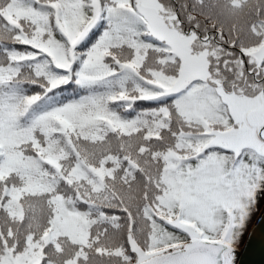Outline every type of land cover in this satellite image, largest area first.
<instances>
[{
  "label": "trees",
  "instance_id": "1",
  "mask_svg": "<svg viewBox=\"0 0 264 264\" xmlns=\"http://www.w3.org/2000/svg\"><path fill=\"white\" fill-rule=\"evenodd\" d=\"M65 1L71 4L73 13L65 16L69 25L63 20L60 28L54 21L52 5L37 0H24L22 10L31 9L36 14L45 16V22H40V26L47 36L43 41H37L42 43V47L37 49L39 53L36 56L41 57L44 63L30 67L32 76L16 77L0 85V128L20 133L19 136L17 133L13 134L10 140L11 143H21L17 147L4 148L5 138H0V154L5 156L4 169L0 170V264H31L36 250L23 245L20 250H16L15 240H10V234L24 237L30 233L38 241L44 229L53 237L67 243L82 244L87 252L97 253L87 254L89 258H96L99 253L98 243H95L97 235L105 239L110 235L117 237L121 241L117 243L112 240L111 248L95 262L130 263L133 257L128 247L130 231L127 233L125 228L118 227L122 223V216L128 224L129 201L133 190L129 191L124 184L120 188L124 192L114 196L117 186L109 181L107 177L110 175L106 173V184L92 173L90 178L94 182L78 179L73 169L78 162L83 164L86 158L83 154L79 155L76 148L90 156L96 155L94 148L99 151L110 150L114 154L118 151L115 148H105V145L108 141L112 143L117 137L115 128L124 135H128L129 130L133 129L138 138L153 143L151 148H145L146 153L152 155L158 153L157 150L154 151V148H158V142L165 143L161 137L168 127L171 128L169 121L174 116L179 127L184 130L178 132L168 146L175 155L163 157L159 170L154 173L156 176L153 186L156 193L140 207L145 226L141 231L138 222L140 232H136L137 235L145 234V241L155 246H179L191 239L187 231L173 223L181 221L192 225L201 238L241 244L256 212L264 203V155L251 149H243L235 154L210 145L215 138L214 131L229 129L234 125L223 96L235 79V76L228 75L230 67L220 66L219 73L223 79L220 88L206 80L196 79L179 92L166 95L165 89L174 84L173 77L167 73L166 68L177 64L179 66V59L167 43L148 34L146 21L137 11L136 0H102L101 19L94 26L95 10L91 0ZM158 1L167 8H176L179 19L187 28L198 34L213 32L214 39H211L225 49L243 51L242 41L248 40V34L237 14L248 0H222L225 7L220 17L225 20L222 22L223 28L219 26L221 32L214 30L208 24L212 21H207L206 18L193 16V19L191 15L195 14L191 13V5L194 0ZM196 1L200 4L204 2ZM256 8V21L249 29L258 37L264 35V3ZM5 27L11 28L8 24ZM240 34H244L243 37H239ZM104 41L110 51H101L100 45ZM34 43L36 42L30 41L27 45ZM117 44H131L135 54L144 51L154 55V66L146 72H139L136 62L129 63L124 56L121 58L108 46L116 48ZM86 49L89 50L83 56ZM93 49L94 53H91ZM229 63L233 64L234 61L229 60ZM4 66L7 64L2 65ZM9 67L6 68L8 71L4 70V76L16 73V66ZM258 73L264 79V61ZM42 81L48 82V85ZM129 86L134 91L128 93ZM55 112H58L56 116H62L59 112L67 113L72 119L68 136L58 142L60 150L68 154L62 159L55 158L61 151H51V147L55 145L52 137L42 143L28 131L32 128L45 132L47 115ZM38 116L43 122L42 127L31 122V119ZM147 116L154 118L150 130L145 127V121L149 119L145 118ZM142 127L143 133L140 130ZM37 144L45 147L40 148L43 150H40L37 157L42 154L47 159L45 166L48 171L51 170L45 176L43 188L34 187L31 190L36 193L32 197L40 199L41 214L36 211L35 201L23 204L20 208L12 202L7 205L4 197V194L8 197L9 189L21 192L22 188L18 186L20 184L15 177L18 174L22 179L25 171L19 164L24 163L27 167L29 163V171L37 170V157L30 152L31 147ZM12 150L22 154L28 162L23 157L18 160ZM7 155L10 157L7 158ZM150 155L146 156L149 160H154L160 159L164 153H158L157 157ZM135 159L134 156H124L121 160L123 164L117 168L119 181L131 179L142 172L139 164L132 166ZM130 167L133 168L128 172L127 168ZM110 192L114 194L111 198L104 197L103 194ZM72 193H86L88 200L79 198L76 194L71 195ZM114 198L116 206L107 204ZM97 211H108L112 218L120 219L116 223L119 226L99 231L102 226H97L96 223L105 222L107 218L97 216ZM20 216L23 218L19 221L10 219ZM13 226H21L22 229L15 232ZM19 255L17 262L15 259ZM71 263L82 264L77 260ZM38 264H58V261L45 254Z\"/></svg>",
  "mask_w": 264,
  "mask_h": 264
},
{
  "label": "rangeland",
  "instance_id": "2",
  "mask_svg": "<svg viewBox=\"0 0 264 264\" xmlns=\"http://www.w3.org/2000/svg\"><path fill=\"white\" fill-rule=\"evenodd\" d=\"M37 1L45 2L53 6L55 13L54 21L58 27H62L63 20L67 25H69L68 21L65 19V16L69 13H73L71 4L65 0ZM91 1L94 5L96 16L98 18L100 15V8L103 5L102 0ZM23 2L24 0H0V85L6 84L7 81H10L16 77L28 78L29 76L33 75V73L30 71V67L44 63L41 57L36 56L39 53L37 49L42 47V43L37 41L40 39L43 41V39L47 36V33H45L40 26V22H45V16L36 14L31 9L26 11L22 10L21 6ZM159 3L157 0H137V8L147 22L149 34L168 43L172 50L180 58V67L177 66V64L175 67L171 66L168 69L166 68L167 73L173 77V81L175 83L174 86L168 88L166 92L171 93L179 91L185 88L187 84L194 79H204V81L208 80V82L220 88V85L223 84V79L220 77L219 73L220 66H223L224 68L230 67L228 70V75L235 76V79L232 87L228 86L229 90L225 91V99L229 111L235 118L237 124L230 129H218L214 131L215 139L210 145L220 146L224 147V149L227 148L234 151H240L242 148L246 147L252 148L264 154V140H262L260 137V129L264 126V79L261 78L258 73L259 67L260 65H263L264 61V35H259L256 37L249 29V26L254 24L256 21L255 19L258 14L256 7L263 6L264 0H248L246 5H243L239 10V14H237L244 24L243 27H246V34H248V40L244 39L242 41V47H244L242 52L237 50H227L222 45H220V43L213 41V32L200 34L201 37L199 38L196 31L191 28H187L182 24L176 8H167L162 3ZM224 7L225 4L222 3V0H204V2L201 4L194 0L193 4L191 5V13H194L195 15L191 16H196V18L198 17L203 19L206 18L207 21H212L208 22V24L212 25L214 30L221 32V28H223L222 22H224L225 18L220 17V15ZM72 16H75V14H72ZM194 18L195 17H193V19ZM194 23L196 24L197 22L194 21ZM5 24L10 25L11 28L5 27ZM191 30L195 34L193 32L191 33ZM243 35L244 34H240L239 37H243ZM211 37L213 39H211ZM30 41L36 43H34V45H27V43ZM248 45H251V47L253 46V48L251 49V47H247ZM108 46L112 51L116 52L118 56L120 55L121 58L124 56L125 60L129 63L130 61L133 63L136 62L138 64L139 72H146L148 69L154 66V55L147 54L144 51H138L137 53L139 55L135 54L131 44H125L121 46L120 44H117L116 48H112L111 45ZM89 49H86L82 55L85 56V53ZM100 49L101 51L104 49L109 50L105 44V41L100 45ZM91 53H94V49L91 51ZM74 56L80 55L74 54ZM229 60L234 61V63L230 64ZM3 64H7V66L2 67ZM9 66H16L14 68L16 73L12 76H4V70ZM9 69H11V67H9ZM6 71H8V69H6ZM243 77H249L247 79V83L242 80ZM44 78L45 75L42 77V79L44 80ZM42 83L48 85V82L46 81H42ZM131 91H134V88L129 86L127 88V92L130 93ZM56 113L58 112L47 115L48 117L46 120L48 122L46 123L45 132L33 130L32 128L28 129L29 132L38 137L37 141L41 140L42 143L45 142L47 138L52 137L55 141V145L51 147L52 152L61 151L58 142L64 137L68 136V128L72 122V119L68 117L67 113L64 114L63 112H59L62 114V116H56ZM148 117L149 116L145 118ZM148 120L145 121V127L150 130L151 125L154 124V118L149 117ZM31 122L36 124L38 127L43 126L40 116H38L36 119H31ZM169 124H172L171 128L168 127L167 131L164 133V136L161 137L164 139L165 143L158 142L156 145L158 148H154V151L157 150L159 154L164 153L160 159L149 160V157L146 155L150 154L146 153L147 149L145 148H151L153 143L150 141L146 142L138 138L136 136L137 132L133 129L129 130L128 135H124L117 128H115V134L117 137L115 136V139L112 143L108 141V143L105 145V148H115L114 150L116 152L118 151L117 153L112 154L110 150L99 151L98 148H94L93 152H96V155L90 156L86 155L82 149L76 148L78 154H83L86 158L85 162L83 163L84 165L78 162L76 168L73 169V173L78 179H87L88 181L92 180L94 182V179L90 178L91 173L92 175H96L101 181H103L104 184H106V181L109 179L110 182L117 186V189L115 195L112 192L103 194L104 197L107 198H111L113 195L116 196L117 194L124 192L120 190L124 184L128 186L127 188L129 191L133 190V194L129 201L128 224L125 222L126 219H124L122 216V223L120 222V226H116L117 221L120 219H117L116 217L112 218L108 211L105 213H101L100 211L96 212V214H98L97 216L107 218L105 222L103 221L102 223H96L97 226H102L101 229L99 228V231L115 229L118 226V228H125L127 233L130 231L128 233V247L132 252L130 253L133 257L132 261L127 264H139L154 255H158L170 250V248H158L153 243H147L145 241V234L141 233V235L138 236L136 233L140 232L137 227L138 222V226L141 231H143V225L145 226V221L142 219L140 214V207L142 204L146 203V201L150 200L156 193V190L153 186V179L156 176L154 173L159 170L160 160L163 157L168 158L175 155V152L173 153L170 151L171 148H168V146L172 142L175 135L178 132L184 130L183 128L179 127V122H177L175 116L171 118ZM8 127H10V125H8ZM143 129L144 127L140 129L142 133ZM11 130L12 129L7 128V130L4 131L3 128H0V138L3 136L6 142V144H4V148H10V146L17 147L21 145L20 142L11 143L10 137L16 133L18 136L20 134L15 130ZM78 134L81 135L83 133ZM39 136L41 138H39ZM31 148L32 149L30 152L37 157L40 150H43L40 148L45 147H43L42 144H37ZM12 152L18 160L20 157H23L25 161L28 160L22 154H18L14 150H12ZM158 153H153L150 156L157 157ZM166 153L167 155H165ZM67 155L68 154H66L64 151H61L60 154L55 158L62 159L66 158ZM124 156H134L136 159L133 160L132 166H135V163L139 164L138 167L142 168V172H139L131 179L124 178L126 180L119 181L120 174L117 168L120 166V164H123L121 160L124 158ZM9 157L10 156L7 155V158ZM4 160L5 156L0 154V170L4 169ZM37 160V170L33 171L28 170L29 163L27 167L24 166V163H22V165L19 164V167L21 166L25 171V175L22 177L23 180L18 174L15 177L17 183L20 184L18 186L22 188L21 192L17 193L12 189H9L10 193H7L8 197L5 196V194L4 197L6 198L7 205L8 202H12L18 205L20 208L23 207V204L27 205L35 201L34 205L36 206V211L41 214L39 211L41 204V202H39L40 199H34L33 197L36 195V193L31 192V190H34V187L42 189L43 183L45 182V176L51 172V170L48 171V168L45 166L47 159L42 154L37 157ZM101 167L103 168L101 169ZM132 168L133 167L127 168L128 172H130ZM153 170L154 172L152 173ZM104 173L110 175L107 177L108 179L105 177ZM133 173L134 172H132V174ZM75 194L79 198H85V200H88V195L86 193ZM75 194L72 193L71 195ZM25 196L27 197L24 200L23 197ZM107 204L116 206L117 201L114 198L113 201L107 202ZM22 218L23 216L10 219L13 221H19ZM173 223L186 229L192 239L198 238V233L193 226H186L178 221ZM13 229L15 232H18V230H21L22 227L19 226L18 228H15L13 226ZM95 234H98V232ZM95 234H93V236ZM28 235L29 236L21 237L12 233L10 234V240L12 238L15 240L14 248L16 247V250H20L22 245L25 247L29 246L30 249L36 250V256L33 261L34 263L32 262L31 264H38L45 254L50 257H55L58 261V264H72L71 262L74 260H77L82 264H101L95 261L101 259L103 257V253L111 248L113 245V243H111L112 240L116 241L117 243L121 241L117 237H112L111 235L108 236L109 238L107 239L101 235H97L95 237V243H98L97 248L99 253L96 258L93 256L89 258L87 254L96 255L97 253L87 252V250H84V246L82 244L67 243L56 236L53 237L48 231H46V229L42 230V235L38 241L34 240V237L30 236V233H28ZM125 235L127 240V234ZM16 242H18L17 246ZM178 247L181 246H177L176 248ZM240 247V244H234L231 247V251H235L236 253ZM24 249L25 248H22V250ZM19 252L21 255V251ZM20 255L15 259L17 262L20 258ZM227 257L231 258L233 257V254L231 255V252H229Z\"/></svg>",
  "mask_w": 264,
  "mask_h": 264
},
{
  "label": "water",
  "instance_id": "3",
  "mask_svg": "<svg viewBox=\"0 0 264 264\" xmlns=\"http://www.w3.org/2000/svg\"><path fill=\"white\" fill-rule=\"evenodd\" d=\"M264 128L261 130L263 135ZM228 245L197 239L182 249L162 254L142 264H224ZM233 264H264V206Z\"/></svg>",
  "mask_w": 264,
  "mask_h": 264
},
{
  "label": "bare ground",
  "instance_id": "4",
  "mask_svg": "<svg viewBox=\"0 0 264 264\" xmlns=\"http://www.w3.org/2000/svg\"><path fill=\"white\" fill-rule=\"evenodd\" d=\"M236 255H237V254H236ZM236 255L233 257V259H232V261H231V262H230V260H229V262H230V263H228V262H227L226 264H232V262L234 261V259H235Z\"/></svg>",
  "mask_w": 264,
  "mask_h": 264
}]
</instances>
